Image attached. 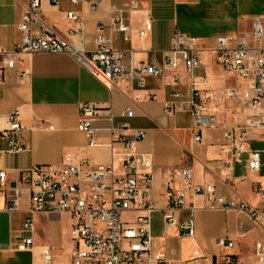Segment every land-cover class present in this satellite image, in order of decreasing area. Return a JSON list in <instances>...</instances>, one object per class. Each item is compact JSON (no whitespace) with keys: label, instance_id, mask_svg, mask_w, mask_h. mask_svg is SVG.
I'll return each mask as SVG.
<instances>
[{"label":"crops","instance_id":"crops-1","mask_svg":"<svg viewBox=\"0 0 264 264\" xmlns=\"http://www.w3.org/2000/svg\"><path fill=\"white\" fill-rule=\"evenodd\" d=\"M137 7H130L128 0H101L96 10L86 2L72 5L70 0H42L43 18L56 32L66 34L73 25L67 21L66 12L76 10L84 28V43L88 50L96 48V34L101 21L112 23V10H124L126 32L111 31L112 46L129 51L127 62L161 64L169 52L172 36L176 31L198 37L199 45L206 49L203 65L197 70L207 74L209 86L221 89L225 86L242 87L245 82L231 76L215 62L210 51L220 35H247L252 31L256 17L264 19V0H140ZM28 0H0V44L13 49L22 38L18 28L24 5ZM151 20L152 28L144 36L139 31ZM71 39L77 40V36ZM21 70L28 72L21 82ZM179 71L184 83L175 84L170 76ZM189 75L182 57L177 70L167 69L166 77L148 76L141 87L133 79L121 87L109 86L75 58L66 53H33L23 57L15 68L4 70L0 81V169L7 171L12 186L21 191L20 208L6 209L7 197L0 193V264H43L42 251L53 246L52 264H71V250L75 242L71 236L72 215L39 212L35 214L34 249L21 248L27 233L23 224L30 206L28 188L21 183V174L35 164H60L67 149H82L97 163L112 165L115 172H126L123 166L124 146L111 142L110 123L101 118L95 121L98 144L88 145L87 135L78 125L79 104L94 101L110 107L115 114L113 125L117 134L131 139L133 129H142L146 138L133 144L134 150L144 157L146 170L154 175L153 200L158 209L153 213V250L163 251L171 264H222L227 254L236 255L243 264H257V245L264 252V228L246 213L236 210L210 209L204 195L191 197L196 206L194 212L196 235H184L176 225H168L165 219L167 206V170L173 166L188 164L193 167L194 179L201 184L212 183L227 198L241 195L258 207L264 201L255 192L260 182L264 187V130L252 131L247 150L261 153V167L248 169L249 152L242 155L222 175L220 162L223 130L209 128L203 131V141L194 140L191 115L180 111L169 115L164 102L173 89L188 90ZM135 111L126 117L127 108ZM234 100L217 105V112L226 119L228 126H241L245 115ZM18 109L27 129L21 133L26 149L8 152V142L1 135L7 125L6 115ZM127 121L129 129L119 126ZM52 127V128H51ZM189 211H179L184 220ZM229 238L234 247L222 249L218 240ZM198 251V254L195 252Z\"/></svg>","mask_w":264,"mask_h":264},{"label":"built area","instance_id":"built-area-1","mask_svg":"<svg viewBox=\"0 0 264 264\" xmlns=\"http://www.w3.org/2000/svg\"><path fill=\"white\" fill-rule=\"evenodd\" d=\"M20 1V0H17ZM72 5L86 2L91 10H96L101 0H70ZM140 0H128L130 7H137ZM58 5L60 0H51ZM42 0H28L18 28L22 38L13 49L0 44V81L4 70L15 68L23 57L33 53H66L101 77L111 87H121L136 79L141 87L148 76L164 79L167 69L177 70L182 57L189 75L188 90L173 89L165 100V111L169 115L180 111L191 115L194 140L203 141V131L209 128L223 130L224 144L220 162L222 175L228 176L229 169L242 155L249 152L248 169L257 171L261 167V153L247 150L252 131L264 130V19L256 17L252 21V31L247 35H220L210 50L214 59L224 71L245 82L242 87L225 86L214 89L209 86L207 74L199 77L197 70L203 65L206 49L199 45L198 37L176 31L171 40L169 52L161 64L127 62L131 53L112 46L111 31L128 30L124 10L114 8L112 23L104 20L98 25L95 38L96 48L88 50L84 43L83 20L72 9L66 12L67 21L73 24L66 34L56 32L46 23L41 12ZM152 28L151 20L139 31L144 36ZM77 36V40L71 39ZM28 72L21 70V82H25ZM183 73L176 71L170 76L175 84L184 83ZM226 100H234L245 115L241 126H228L227 121L217 112V105ZM135 115L127 108L125 116ZM115 114L110 107L94 101L79 104L78 129L88 137V145L98 144L95 121L105 118L110 125L111 142L124 146L123 174L115 172L112 165L101 164L86 155L82 149H67L60 164H35L22 171L21 183L29 190L30 206L23 224L27 233L21 248L34 249L35 214L39 212L64 213L72 215L71 236L75 242L71 250V264H171L163 251L153 250L152 221L158 209L153 200L154 175L146 170L148 162L138 155L133 144L146 138L142 129H133L132 138L117 134L113 125ZM7 125L1 135L8 142V152L26 149L21 133L27 124L18 109L6 115ZM52 128V127H51ZM127 121L119 129H129ZM165 219L168 225H176L188 237H195L196 224L192 203L193 195L205 196L207 205L215 210H236L246 213L264 228V207L252 204L245 197L227 198L217 191L214 184H201L194 179L191 165H176L167 170ZM255 192L264 201V187L260 182ZM0 193L7 197L6 209L19 210L21 191L12 186L7 171L0 169ZM189 211V216L180 220L179 211ZM222 249L234 247V241L220 238ZM257 264H264V252L257 245ZM198 254V251L195 252ZM53 246L42 251L43 264H52ZM222 264H243L233 254H227Z\"/></svg>","mask_w":264,"mask_h":264}]
</instances>
